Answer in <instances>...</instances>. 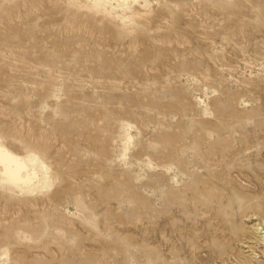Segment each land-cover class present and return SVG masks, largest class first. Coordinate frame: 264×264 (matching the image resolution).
<instances>
[{
  "label": "rangeland",
  "instance_id": "374dc122",
  "mask_svg": "<svg viewBox=\"0 0 264 264\" xmlns=\"http://www.w3.org/2000/svg\"><path fill=\"white\" fill-rule=\"evenodd\" d=\"M0 146V264H201L231 222L250 255L264 0H0Z\"/></svg>",
  "mask_w": 264,
  "mask_h": 264
},
{
  "label": "bare ground",
  "instance_id": "6f19581e",
  "mask_svg": "<svg viewBox=\"0 0 264 264\" xmlns=\"http://www.w3.org/2000/svg\"><path fill=\"white\" fill-rule=\"evenodd\" d=\"M0 161L12 180H21V177H23L21 176V169L24 168V165L20 162L21 160L1 146ZM240 199H238V201ZM229 205H232V203ZM250 210L255 212L252 215H258L253 219V221L256 222L252 224L253 230L258 235L257 242L255 244H248L245 247L249 248L248 252H251V254L247 256L245 255L246 252L244 253L236 247V243L242 241V238L246 235L244 233H247L248 228L237 226L231 222V224L228 223L226 226H223L222 229L217 228V226L216 228L214 227L216 229L213 230L215 236L209 244L200 247L202 251H209L210 254V258L202 259L201 264H212L217 260H220L222 264H264V208H262L260 204H254L248 211ZM242 216L250 215H247L246 212V215L242 214ZM227 220L228 219H223V223L225 224V222H228ZM232 257H234L233 260L231 259Z\"/></svg>",
  "mask_w": 264,
  "mask_h": 264
}]
</instances>
